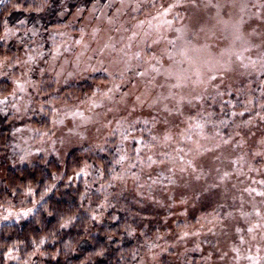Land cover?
<instances>
[{
	"label": "rangeland",
	"instance_id": "rangeland-1",
	"mask_svg": "<svg viewBox=\"0 0 264 264\" xmlns=\"http://www.w3.org/2000/svg\"><path fill=\"white\" fill-rule=\"evenodd\" d=\"M7 2L8 0H0V12L7 6ZM42 2L43 8L37 13H9L0 37L1 43L13 48V55L7 56V62L0 67V76L13 86L10 95L0 97V101H3L0 103V116L8 119L11 126L8 142H0V184L7 169L11 167L29 165L41 157H55L62 162L75 150L86 152L98 148L108 151V148H113L111 151H115L116 161L122 155L126 157L119 162L124 172L136 166L138 168L135 164L136 155L142 149V143L138 139L146 135L144 130L135 129L144 127L143 121H151L156 117L157 123L154 127L149 123L150 129L157 137L155 142L159 143L161 152L165 153L169 144L177 143L178 136L184 133L189 113L203 105L207 96L233 87L248 72H260L259 69H251V61H259L261 50L252 48L251 51L244 52L242 49L240 53L249 68L240 69L241 61L233 55L237 49L235 47L234 50L233 47L232 31L222 23L243 17L246 32H251L252 28L259 30V13L264 10L252 5H258L260 0H196L198 6H193L191 0H184V7L173 8L168 12L166 9L174 0H124L123 4L121 0ZM129 4L132 6L129 7ZM137 4L140 7H136ZM224 4L235 6L212 7ZM193 17L199 18L208 32L210 39L205 41L202 34L200 43L208 44L210 51L186 50L181 41H177L175 49L167 45V40H176L179 35L176 29L190 26ZM9 29L12 31L8 32ZM134 32L140 35L133 37ZM146 32L152 35L158 33L166 39L160 45H154L151 39L145 41ZM254 39L258 44L259 38ZM129 43L132 47L126 48L125 45ZM166 46L174 59L168 61L165 57V68L171 66L177 73L190 69L186 74L193 81L197 79L193 73L199 70L204 83L171 88V84L176 83L175 79L168 81L164 76L158 75L152 81L155 73L150 70L147 75L140 77L138 73L148 68L145 60L152 55L159 58ZM141 49L144 51L141 52ZM136 53H140L139 60L134 58ZM229 57L233 71L222 77L217 75L216 80L209 81L208 76L212 74L217 61ZM126 68L130 70H125ZM120 71L124 72L123 78L119 75ZM109 72L113 75L109 76ZM75 85H79L80 90H74ZM54 88L57 90H53ZM43 90H46V94ZM169 93L172 96L167 100L163 99ZM193 95L202 96L203 99H193L192 104L188 105L186 100ZM136 96L146 102L142 106L137 105ZM181 97H185L182 114L163 111L165 104L174 109ZM157 98L161 102L153 107V101ZM37 114H40L42 120L43 117L45 119V127L41 130H37L29 122ZM165 117L167 123H162ZM124 121H139L131 129V134H126L127 138L121 136L128 127ZM169 132L173 139L164 142L161 137ZM248 149L242 152V162L233 165L230 157L235 148L231 143L220 144L215 141L203 158H193L190 162L176 161L174 164L185 167L187 174L183 181L190 186L196 182L214 184L234 195V189L243 185L250 205L261 212L264 211V197L258 195L260 191H251L250 184L256 178L264 181V157L261 156L260 159L256 155L264 149ZM150 156V159L145 158L143 164H139L141 169L147 171L159 164L153 159L152 151ZM165 157L166 161L170 160L166 164L172 165L169 154L164 155L163 160ZM254 161H260L262 165L252 167ZM125 174L127 176H118L120 181L128 179L137 182L144 179H140L137 172ZM24 211L23 208L5 206L0 202V227L3 223L18 219L15 214ZM9 212L13 216L6 220ZM261 244L264 248V239ZM15 260L13 258L11 261Z\"/></svg>",
	"mask_w": 264,
	"mask_h": 264
},
{
	"label": "trees",
	"instance_id": "trees-1",
	"mask_svg": "<svg viewBox=\"0 0 264 264\" xmlns=\"http://www.w3.org/2000/svg\"><path fill=\"white\" fill-rule=\"evenodd\" d=\"M42 3L8 0L0 12V37L9 13H37ZM233 47L236 52L242 50ZM12 50L0 42V60L13 55ZM263 86L264 76L251 71L233 87L207 96L203 105L189 113L184 133L165 153L152 141L150 124L137 127L146 137L138 139L142 143L135 161L138 168L126 172L114 159L113 148L75 150L62 162L41 157L7 169L0 184V202L25 211L31 208L32 213L0 227V264H264V227H255L262 222L243 185L234 189V195L214 184L190 186L183 181L185 167L174 164L203 158L215 141H229L235 148L230 157L233 165L242 162V152L249 147L250 151L264 149ZM12 87L0 76V97L10 95ZM73 89L78 91L80 86ZM250 98L256 103L247 104L248 111ZM29 122L37 130L45 127L40 114ZM10 133L9 120L0 116V142L7 143ZM151 151L159 164L146 171L139 164L151 158ZM167 154L172 165L166 164L170 163L167 157L163 160ZM260 161L251 166L262 165ZM135 172L144 179L114 178ZM250 186L253 192L264 191L257 178ZM260 213L264 216V211ZM69 217L68 226L61 227Z\"/></svg>",
	"mask_w": 264,
	"mask_h": 264
},
{
	"label": "snow or ice",
	"instance_id": "snow-or-ice-1",
	"mask_svg": "<svg viewBox=\"0 0 264 264\" xmlns=\"http://www.w3.org/2000/svg\"><path fill=\"white\" fill-rule=\"evenodd\" d=\"M121 3H124V0H121ZM191 3L193 4V6H198L196 3V0H191ZM110 6V5H109ZM129 7H131L132 5L129 4ZM184 0H174V2L172 4H170L168 6V9H166V12L170 11L173 8H177V7H184ZM230 6H235V5H228V4H224V5H212V7H230ZM136 7H140L139 4L136 5ZM252 7H256L259 10H264V0H260V3L258 5H252ZM43 6L41 5L40 10H42ZM243 10V9H242ZM259 19L261 21V23L259 24V30H257V28H252L251 32H246L245 31V21L243 19V17H241L238 20L232 21V20H228V21H222V23H224L225 25L229 26L231 31H232V35H233V43L235 45H238L240 48L243 49L244 52H248L251 51L252 48H259L260 51V55L258 57L259 60V64H257V61H251V66L253 68H258L260 71V75L264 76V11H260L259 13ZM23 23V22H22ZM12 30L9 29L8 32H11ZM176 31L179 33V35L176 37V40H167V45H171L173 49L176 48L177 46V41H181L182 42V47L186 50H192V51H201V50H206V51H210L209 45L208 44H201V38H202V34H203V39L205 41H207L208 39H210V36L208 34V32L206 31L205 27L202 24V21L199 18L193 17L191 20V24L190 26L186 27H181L176 29ZM7 34V33H6ZM140 35L138 32H134L133 33V37ZM144 38L145 41L147 39H151L152 44L154 45H160L162 40L166 39L165 37L160 36L158 33L156 35H152L151 33H144ZM254 38H259V43L257 44L255 42ZM131 39V38H129ZM126 48H131L132 45L126 44L125 45ZM144 49H141V52H143ZM233 55H235L237 57L238 60L241 61V66L244 68H249V64L244 63V56L242 55V53L240 52H233ZM165 57H167L168 61H172L174 59V57L172 56L171 52L168 50L167 46L161 51L159 58L156 55H152L150 58L145 60V64L148 66V68L145 71H140L138 73V75L140 77H144L145 75L148 74V71L150 70L152 73H155V75L152 76V81H155L156 76H164L166 78V80L168 81H172L173 79H175L176 83L171 84V88H182L185 86H189L191 84L194 83H204V80H202L201 77V73L199 72V70H197V72L193 73V75H195L197 77V79L195 81L192 80L191 76L187 75L186 72L190 71L189 70H185V72L182 73H177L174 68H172L171 66L168 68L164 67L165 64ZM134 58L139 60L141 58L140 53H136L134 54ZM31 59V57H30ZM152 61H155L156 63L153 64ZM7 62V57L4 60H0V67H3L4 64ZM159 65V66H157ZM125 70H130V69H125ZM233 71L232 68V61L231 58H226V59H222L221 61H217V64L213 67L212 69V74H210L208 76V80L209 81H213L217 79V75L219 76H223L224 74ZM109 76L113 75V73L109 72L108 73ZM119 75L121 78H123L124 76V72L120 71ZM114 87H118V85H114ZM172 94L169 93V96L164 97L163 99L167 100L169 99V97H171ZM174 98V97H172ZM193 99H203L202 96L199 95H193L191 99H187L186 103L188 105L192 104V100ZM135 101L137 105L142 106L146 101L142 100L140 96H136L135 97ZM161 101L159 98H157L155 101H153L152 106L154 107L156 104H159ZM0 103H3V101H0ZM255 98H250L247 102H246V110L251 111V109L247 108V104H255ZM185 105V97H181L180 101L176 104L175 108H169L166 104L163 107V111L166 113H172L173 111L176 112L177 114H182L183 112V107ZM233 107H235L233 105ZM260 108L262 110H264V87H262L261 89V99H260ZM133 111H135V108H133ZM233 116L237 115V113L233 112L232 113ZM239 115H244L243 112L239 113ZM261 119H264V116L261 117ZM123 123H127L128 127L124 129V131L121 133V136L124 138H127V135L131 134V129L135 127L136 123H139V121H133V122H127L124 121ZM143 123L145 124V126H147L149 123H151L153 125V127L155 126V124L157 123V119L156 117H153L151 121L149 120H145L143 121ZM162 123H167V118L165 117V120L162 121ZM249 123H251V121H249ZM197 127H202V125H197ZM151 131V130H150ZM46 134V133H45ZM127 134V135H126ZM152 141H156L157 137L155 135H153L151 137ZM161 139L164 142H168L171 141L173 139V136L171 135V133H166L163 137H161ZM224 143H229V141H224ZM261 144L264 145V140L261 141ZM135 151H139V149H134ZM256 155L258 156H262L264 157V150L257 152ZM125 156H121L119 160H117V163L120 162V160L125 159ZM116 179H119L120 177L116 176L114 177ZM261 183H264V181H262ZM49 189H46L45 191H49ZM251 191H255V189H252ZM28 192L29 194H32L33 190L29 187L28 188ZM258 195H260L261 197H264V191H261L258 193ZM41 199L43 200V197H41ZM44 203H47V201H44ZM255 215L260 217V220L262 223L255 225V227H264V216L261 215L260 211L255 210ZM30 213H32V209L29 208L26 211L22 212V213H16V217L19 218L20 215L23 216H28ZM13 216V213L9 212V215L5 217V219H9ZM71 217H69L67 220H65V222L61 225V227H66L68 226V224L71 222ZM93 219H95V217H93ZM239 231V229H238ZM249 232L253 231V228H249L248 229ZM233 251H237L236 249H233ZM249 259H251V257H249Z\"/></svg>",
	"mask_w": 264,
	"mask_h": 264
}]
</instances>
